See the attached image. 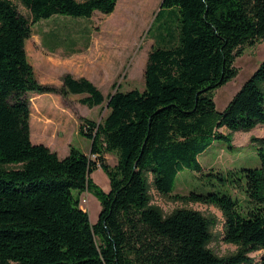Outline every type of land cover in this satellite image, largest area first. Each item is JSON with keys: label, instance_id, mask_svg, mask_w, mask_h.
I'll return each mask as SVG.
<instances>
[{"label": "trees", "instance_id": "16d2710c", "mask_svg": "<svg viewBox=\"0 0 264 264\" xmlns=\"http://www.w3.org/2000/svg\"><path fill=\"white\" fill-rule=\"evenodd\" d=\"M19 1L31 20L12 0H0V264H264V137L251 138L260 166L230 172L234 180L211 173L223 181L220 189L175 195L220 208L224 240L238 246L230 255L209 247L215 218L186 207L164 214L150 204L149 180L151 174L160 194L173 195L182 170L203 171L199 154L214 141L232 144L236 131L264 124V61L222 111L213 98L238 73L243 46L264 40V0H162L155 18L165 7L177 10L178 27L162 32L149 52L145 86L122 91L115 83L101 121L80 117L91 153L71 145L65 157L32 141L29 92L86 93L80 101L90 108L106 97L70 73L60 87L40 82L26 42L42 19L114 15L119 3ZM104 153H115L117 163ZM98 168L109 178L107 191L91 177ZM227 181L244 182L246 210ZM85 191L101 203L95 223L81 206ZM257 250L256 262L249 254Z\"/></svg>", "mask_w": 264, "mask_h": 264}, {"label": "rangeland", "instance_id": "374dc122", "mask_svg": "<svg viewBox=\"0 0 264 264\" xmlns=\"http://www.w3.org/2000/svg\"><path fill=\"white\" fill-rule=\"evenodd\" d=\"M12 2L22 15L31 20L30 11L21 1ZM161 2L162 0H118V10L114 15L99 11L91 18L56 14L32 26V35L26 42V50L40 82L60 87L67 73L77 78L85 75L96 82L106 97L102 105L90 108L81 103L79 95L69 94L64 97L53 92H29L30 125L34 119V142L53 144L52 146L61 150L67 147L69 149L68 142H71V139L78 147L80 143L90 146L92 141L80 132L78 134L80 117L101 121L108 113L107 97L115 91V83L122 85V91L142 89L145 86L144 71L149 52L155 44L160 46L157 41L162 35L165 36L162 32L176 30L178 27L177 10L170 11L165 7L159 17L155 18ZM243 50L234 63L238 68L236 76L214 91L213 98L219 111L226 107L264 61V40L246 44ZM45 100L51 101V105L55 103L53 109L35 114L34 103ZM221 130L228 132L224 128ZM252 137H264L263 123L257 124L249 131H236L232 144L214 141L199 154L203 171L196 172L190 168L182 170L177 176L173 195L160 194L152 185V175L149 174L150 204L158 206L164 214L186 207L216 219L209 247L219 256H227L238 250L237 245L224 240V217L220 208L214 204L183 200L175 195H188L194 189L199 192L220 189L223 181L218 175H210L211 173L224 174L227 179L234 180L230 172L260 166L258 143L253 142ZM117 160L115 153H110L106 159L111 166H114ZM101 174L107 176L104 170L99 168L92 172L91 177L107 191L110 189V181L105 183ZM226 184L233 198L246 210L249 203L243 187L244 182L227 181ZM81 206L88 211L90 221L95 223L101 210L97 197L90 192H83ZM262 252L263 250H257L249 255L257 262Z\"/></svg>", "mask_w": 264, "mask_h": 264}, {"label": "crops", "instance_id": "0c3cea01", "mask_svg": "<svg viewBox=\"0 0 264 264\" xmlns=\"http://www.w3.org/2000/svg\"><path fill=\"white\" fill-rule=\"evenodd\" d=\"M96 12V11H95ZM156 45V44H155ZM137 71V70H136ZM84 77H85V75H84ZM87 78H89L91 81H92V79L89 77V76H86ZM92 82H94V80L92 81ZM95 84H96V82H94ZM71 94H73V93H71ZM74 95H79V96H81V98L82 97H84V96H86L87 94L86 93H84V94H74ZM52 102H54L53 100H52ZM54 104L55 103H53V105H51V101H49V100H45V101H41V103L39 102V103H37V102H35L34 103V106H33V112L35 113V114H41L44 110H50V109H53L52 107L54 106ZM33 122H34V119H32L31 120V139H32V124H33ZM78 134H79V131H78ZM33 141V140H32ZM34 142V141H33ZM35 143H40V142H35ZM46 145H48L52 150H54V151H56L58 154H59V156L60 157H65V156H67L68 154H69V151H70V147H71V145H74V146H76V147H78L77 145H75V143H74V141H73V139H71V142H68V145H69V149H68V147L64 150V149H62L61 150V148H56L55 146H52L53 144H46ZM91 145H92V142H91V144H90V146L89 145H87V144H82V143H80V147H78L80 150H82L83 152H85V153H91ZM86 146V147H85ZM110 153H104V158L105 159H108V155H109ZM116 163H117V161H116ZM116 163H114V165L116 164ZM99 169V168H98ZM101 176H102V178H103V180H104V182L106 183L107 181H109V178H108V176H103V174H101ZM106 177V178H105Z\"/></svg>", "mask_w": 264, "mask_h": 264}, {"label": "built area", "instance_id": "2783aa9c", "mask_svg": "<svg viewBox=\"0 0 264 264\" xmlns=\"http://www.w3.org/2000/svg\"><path fill=\"white\" fill-rule=\"evenodd\" d=\"M93 157H95V155L93 154Z\"/></svg>", "mask_w": 264, "mask_h": 264}]
</instances>
